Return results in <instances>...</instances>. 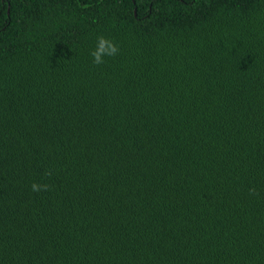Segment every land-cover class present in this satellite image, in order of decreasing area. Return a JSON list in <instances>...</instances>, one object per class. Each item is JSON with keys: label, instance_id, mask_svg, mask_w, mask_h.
Wrapping results in <instances>:
<instances>
[{"label": "trees", "instance_id": "trees-1", "mask_svg": "<svg viewBox=\"0 0 264 264\" xmlns=\"http://www.w3.org/2000/svg\"><path fill=\"white\" fill-rule=\"evenodd\" d=\"M0 264H264V0H0Z\"/></svg>", "mask_w": 264, "mask_h": 264}, {"label": "clouds", "instance_id": "clouds-1", "mask_svg": "<svg viewBox=\"0 0 264 264\" xmlns=\"http://www.w3.org/2000/svg\"><path fill=\"white\" fill-rule=\"evenodd\" d=\"M116 52V47L108 40L103 37L98 38V46L96 49L91 53L93 57V62L96 64H100L103 62L104 55H113ZM33 190H39L40 186L33 184Z\"/></svg>", "mask_w": 264, "mask_h": 264}]
</instances>
